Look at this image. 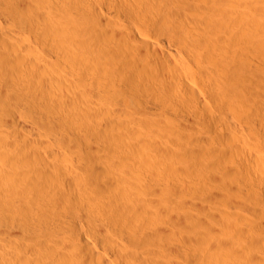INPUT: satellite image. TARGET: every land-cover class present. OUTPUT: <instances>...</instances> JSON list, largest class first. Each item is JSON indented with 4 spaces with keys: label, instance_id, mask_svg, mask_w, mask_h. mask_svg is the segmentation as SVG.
I'll use <instances>...</instances> for the list:
<instances>
[{
    "label": "bare ground",
    "instance_id": "bare-ground-1",
    "mask_svg": "<svg viewBox=\"0 0 264 264\" xmlns=\"http://www.w3.org/2000/svg\"><path fill=\"white\" fill-rule=\"evenodd\" d=\"M57 1V6H54L48 0H0V98L2 100L0 101L2 105L5 104L12 109L20 105L18 101L21 102L23 97L31 96L33 100L38 101L41 107V109L38 108L39 112L47 119L40 121L45 120L43 123L48 126L46 127L48 131H45L46 136L53 138L61 146L64 144L78 156H83L85 148H89L86 152L94 156V144L89 142L87 137L83 139L80 135L72 139L67 135L64 127L60 129L57 127L59 122L62 126L72 129L74 134L82 131V121L86 123L88 129H91L94 126L95 116V120H101L97 122L100 127L102 124V128L108 124L103 123L106 120L112 125L117 121L120 126H125V120L121 118L131 112L126 99V89H121L120 95L125 96V98L121 97L124 99H122L124 104H121L122 100L120 104L110 102L112 94L96 89L95 91L92 89L77 91V88L73 90L75 81L61 77L54 61L43 53L34 51L32 40L37 43L48 41L54 44L52 45L57 48L59 55L69 57L71 61L77 63L81 68L82 81L86 79L84 76L86 77L85 74H87L88 60L87 68L92 71L102 69L106 76H119L120 83L128 84L134 95H139L142 88L162 92L164 96L154 101L158 103L161 114H168V111H171L176 113L175 116L180 115L182 120L186 118L184 122L180 121L182 122L180 128L186 131L184 133L195 129L197 132V125H201L204 129L210 127L209 131H214L215 136L212 139L213 135H211L209 139L212 140H208L207 144H201L202 142L196 144L199 140L191 139L193 142L197 141L194 143L196 147H191L186 138L187 142L179 138L182 141L178 146L184 149V152L193 157L196 155L195 157L203 158V162H206L205 164L201 162L199 170H197L198 167L195 168L197 171L195 177L188 181L186 176L188 177L192 172L190 174L186 171L189 174L186 175L175 171L171 165H166L165 162L171 156L167 157V155L176 151L168 148L162 150L161 148H164L162 141H157L156 138L153 143L149 142L151 143L149 145L157 154L148 152L144 158H137L139 148L131 144L129 148H126L128 157L125 158L126 152L123 151L124 159L131 163L130 170L115 175V172H110L112 169L109 168L108 172L113 174L106 172L107 175H105L101 171L104 168L101 162L103 164L101 170V166H97V173L94 168H91L85 175L83 165L74 169H65L64 166L62 168L48 161L49 157L45 154L47 159H43L39 149L34 151L37 147H46L51 140L41 141L30 138L25 133L19 132L21 131L19 128L16 129L18 130L16 133L19 132L18 135L16 134L18 137H15L17 140L13 138L11 140L10 136L4 134L10 135L11 132L8 133L6 128V131L0 130V148H4L0 150V205L5 206L6 211L12 213L14 211L12 202L19 201L20 196H25V193L37 194L42 200L44 210H37L35 218L40 222V226L46 229L44 232L48 234V237L54 235V238L47 239L48 237H44L45 234L40 233L43 228L37 230L38 227L34 230V234L30 232L23 235L16 230L18 227L14 229L15 227H9L7 222L8 226L0 222V249L10 251L11 255L6 260H0V264H31L30 259H27L29 254L37 255V259H40L42 264H114V260L119 264H173L175 261L171 260L172 262L169 263L168 260L172 257L171 255L177 254V248L173 246L175 244L161 243L167 239L159 243V238L165 236V233L169 236L168 233L171 232L172 227L181 228L179 230L186 232L183 233L185 235L182 238L184 243L190 245L198 243L203 245L202 249H206L204 244L208 246V253L213 255L212 258H203L201 255L203 259L200 258L196 264H264V173L259 172V169L250 172L251 161L254 158L260 159L264 165V143L252 134L256 131V120L264 125V106L262 112L259 109L261 104L264 105V0H143L136 8L132 7L134 0ZM103 6L115 11L118 17L124 18L128 22L125 28L121 29L118 23L117 26L121 30H118L116 26V30L112 29L115 32L111 33V29L103 26L105 21H111L103 13ZM106 24L108 25V22ZM94 25L95 31L101 37L106 40L113 39L117 43L118 50L112 48V51L104 52L101 59L94 58V42L89 38L91 34H94ZM164 38L172 43L177 42V45H173V47L177 46L176 50L174 49L175 53L160 46L159 40ZM79 46L86 47L93 56L79 54L77 51ZM125 52L131 55V60H126ZM139 58L146 61L143 63L145 67L149 66L155 72L154 79L149 84L144 82L145 78V80L141 79L140 72L138 73L136 68L130 67V63ZM44 70L49 71V75L52 74L53 80L61 81L65 89L52 84L54 81L51 83L46 77L42 78L44 75L41 76L40 73ZM188 77L193 80H189ZM71 95H75L76 102L70 100ZM92 96L100 105V111L98 109L99 112L97 111L95 116L92 114L94 107L84 104L86 100L90 101ZM174 101L179 102L182 107L178 108L177 102ZM143 103L145 105L142 101L138 108H135L136 112L142 114L147 112L145 108L149 105L144 106ZM211 103L219 114L208 117L200 110ZM192 107L199 109L198 111L204 117L201 118L199 116L201 114H198L194 119L195 117L189 114L194 109H190ZM185 108L191 111L185 114ZM13 109L17 110V108ZM16 110L14 112L19 113ZM32 117L34 118V115ZM50 118L57 119L59 122L56 123L54 120L56 123L54 125ZM35 120V118L33 121L20 120L19 125L27 131L38 132L42 137L45 134L38 128L39 122ZM5 121H7L6 118ZM176 128L178 130V127ZM176 128H172L175 132L173 130L171 132L176 133ZM11 131L15 132V129ZM169 133L167 131V134ZM83 134L88 136L85 131ZM207 137L204 140L207 141ZM168 139L171 141V137ZM100 142L97 141V143ZM111 142H105L106 148L102 150L108 149L107 144ZM13 148L17 152L16 155H13L15 152L12 154L13 151H10ZM33 151L37 157L38 155L41 157L37 159L35 155H32ZM95 151L99 150L95 148ZM95 155L98 158L97 153ZM179 156L183 154L179 153ZM29 158H36L40 163L35 170L31 167L32 171L25 173L29 169L25 170L27 164H24L29 161ZM116 159L120 160L121 155ZM173 162L176 161L173 160ZM94 173H96L95 176ZM49 174L62 175L67 182L74 179L92 186L98 195L101 194L102 199L109 201L108 205L112 208H108L107 204L97 208L94 204V196H83L75 189L66 188V184L54 191L46 190V185L49 186L50 182ZM166 177L182 179L183 183L188 181L197 190L200 189L203 195H190L186 189L175 191ZM243 192H246V199L243 198ZM57 207L74 213L79 223L87 222L90 231L71 226L63 216L56 214ZM230 207H241L251 213V217L246 219L248 221L246 226L238 224L237 220L233 219L234 213L231 214L228 209ZM210 209L218 211L209 221L208 211H213ZM24 210L25 220L29 221L32 208L25 204ZM113 212L116 214L117 221L119 220L122 231L126 229L129 232L138 230L144 232L142 234L144 238L137 237V240L144 242H142L144 246H141L144 252L136 249L139 245L135 246L138 242L135 241L136 234L131 233L130 236L128 232L130 241L126 239L129 245L120 239L119 233L116 234L119 228L112 234ZM0 220L2 221V216ZM227 225L235 227L236 230L225 234L224 228ZM192 229L194 235H191ZM61 233L62 237L60 235L58 238V234ZM159 233H161L160 237ZM97 244L111 249L110 253L114 254L112 256L115 259L104 253L100 256ZM158 245L163 248L155 251L153 247ZM156 254L161 257L162 262L154 258ZM34 262L35 260L32 264L36 263Z\"/></svg>",
    "mask_w": 264,
    "mask_h": 264
},
{
    "label": "rangeland",
    "instance_id": "rangeland-1",
    "mask_svg": "<svg viewBox=\"0 0 264 264\" xmlns=\"http://www.w3.org/2000/svg\"><path fill=\"white\" fill-rule=\"evenodd\" d=\"M48 2H51L52 4H54V6H57V0H48ZM141 2H143V0H134L133 1V5H132V7H134V8H136L137 7V5L139 4V3H141ZM102 10H103V13L111 20V21H105V24H106V22H108V25L106 24H104L103 26H106V28L107 29H111V31H112V29H117V24L119 23V27L121 28V29H123V28H125V25H127L128 24V22L124 19V18H120V17H118V15H117V13L115 12V11H113V10H110L108 7H105V6H103L102 7ZM117 20H118V22H117ZM121 22V23H120ZM117 26V27H116ZM95 25H94V34H91L90 36H89V38L90 39H92V41L94 42V58H100L101 59V57H103V54H104V52H107V51H112V48H116V50H118V48L116 47V44L117 43H115V41L113 40V39H109V40H106V39H104L103 37H101L99 34H98V32L97 31H95ZM118 27V30L120 29ZM115 29V30H116ZM120 29V30H121ZM115 30L114 31H112L111 33H114L115 32ZM169 40V39H168ZM167 40V38L165 39H162V40H159V44H160V46L161 47H163V48H166V49H170V50H172L174 53H175V50H176V48H177V46H174L173 47V45H177V42H173L172 43V41H168ZM162 43H161V42ZM168 41V42H167ZM165 42V43H164ZM164 43V44H163ZM168 43H169V45H168ZM49 44H51V45H49ZM53 43H51V42H49L48 43V41H40L39 43H37V41H35V40H32V45H33V47L36 49H34V51L36 52V53H43L47 58H49V59H51L52 61H54V63H55V65H56V67H57V71H58V73L61 75V77L63 76V78H65V77H67V78H65V79H67L68 80V78H70V81H71V79H72V81H75V82H73V83H75V85H74V88H73V90H75V88H77L76 90L77 91H80V89L82 90V91H88V90H90V89H92L93 91H95L94 89H96V90H98V91H101V92H103V93H107V94H112V95H110V102H114V103H119L120 104V101L123 99V98H125V96L123 97V96H120L121 95V93H122V90L121 89H126V99L128 100L127 102H128V104L130 105H128V107L130 108V110L129 111H131L130 112V114H128V115H125V116H122V118H121V120H125L124 121V123H126L125 124V126H126V128H125V126H120L119 124H118V122L116 123H114L113 125H112V123L111 122H109L108 120H106V121H104L103 122V120H102V122L105 124V122L106 123H108V124H106V125H104L105 126V128H104V126H103V128H102V124H101V127H100V124L98 125V122H101V120H95L96 119V116L95 115H97L96 113H98L99 111H100V105L98 104V100H96L93 96L91 97V100L89 101V100H86V103H84L85 105H88L89 106V104H90V106L91 107H94V108H92V110L94 111H92V114L95 116L94 117V126L91 128V129H88L87 128V126H86V123H84L83 121L81 122V127H82V131H80L79 133H77V134H74V132H72L73 130L72 129H70L69 127H67V126H62L61 125V122H59L57 119H54V118H50V121H52L51 123L52 124H56L57 122H59V124H58V128L60 129V128H62V127H64L65 128V130H66V133H68L67 135L69 136V137H71L72 139H73V137H79V135H80V137L81 138H85V137H87V139H89L90 141L89 142H91V143H93L94 144V156L93 155H91L90 153H87L86 152V150L88 151V149L89 148H85L83 151H85V153L83 152V156H78L75 152V154L72 152V151H70L68 148H67V146H65L64 144H62L63 146H61L59 143H57L53 138V140H54V142H53V140L51 139V138H49V137H47L46 136V134H45V131H48L47 129H46V127H48V126H46L43 122L45 121V120H47L44 116H43V114L42 113H40L39 112V109L38 108H40L41 109V107L39 106V103H38V101H36V100H33L32 99V97L31 96H26V97H23L21 100L23 101H18L19 103H20V105L18 104V105H16L15 107H13V108H17V110L19 111V113H17V112H14L16 109H11L9 106H7V105H5V104H3L2 105V100H1V98H0V124H2V125H0V130H4L5 128L7 129V132L8 133H10V135L9 134H7V133H4L5 135H7V136H10V139L11 138H13V140H17V138H15V137H18V136H16V134L18 135V133L19 132H21V133H25L26 134V136H28V137H30V138H33V139H37V140H51V142H49L50 144L49 145H47V146H49V147H37V148H35L34 149V151H36V150H38L39 149V151H41L42 152V154H41V156H43L42 158L44 159H47L45 156H47V157H49L47 160L48 161H50V162H53V163H56L58 166H60V167H62L63 168V166L65 167V169H74V168H77L79 165H83L84 166V169L85 170H83V172L85 173V175H87V171L88 172H90V169L91 168H94V171L97 173V170L96 169H98V167H100V170L102 169V166H103V164H104V168L101 170L105 175H107V174H109L110 172H115L114 174L115 175H119V174H122V173H124V171L126 170V171H128V170H130V167H131V163L129 162V161H127V160H125L124 159V156H125V153L124 152H128V149H126V148H129V144H131V145H134L135 147L136 146H138V152H139V154H138V156H137V158H144L145 156H146V153H152V154H157L156 152H155V150L152 148V147H150V145L149 144H151V143H153V141H154V139L155 140H157V141H162V147H164V148H161L162 150L164 149H166V148H168L169 150H171V151H176V152H172V154H169V155H167V157H169L170 155V163H168V161H164L165 162V164L167 165H171L172 166V168L175 170V171H178V172H183V174L185 173L186 175L188 174V173H186V171H188L189 173L190 172H192V174L191 175H189L188 177L186 176V178H188V179H186V180H190L192 177H195L194 175H195V173L197 172V171H195L196 169L195 168H197L198 167V169L197 170H199V168H201V166L200 165H202V163L201 162H203L204 160H203V158H198V157H193V155H190L189 153V155L186 153V152H184L185 150L183 149L182 150V148L180 147V146H178L179 145V143L182 141V139H183V141H186L187 142V140H188V142H190V146L191 147H196V146H194L195 144V142H197L198 140V142L196 143V144H200V142H202L201 144H207V142H209L208 140H212L213 139V137L215 136V133H213L212 131L210 132L209 130H211V128L209 127V129H204V126H201V125H197V127L196 128H198V131L196 132V130L197 129H195L194 131L193 130H189L187 133H184V132H186V131H183L180 127H181V123L182 122H184L185 121V119L183 118V120H182V117L179 115H177V116H175L176 115V113H172L171 111H168V114H164V113H162L161 114V112H160V110H159V107L157 106L158 105V103H156L155 101H154V99H156V98H160L161 96H164V94L162 93V92H160V91H152L151 89H146L145 90V88L143 89H141L140 90V93H138L139 95H134L132 92H131V88H130V86H128V84H122V83H120V77L119 76H117V75H105V73H104V71L102 70V69H100V70H94V71H92V70H90L89 68H87V67H89V61L87 60V62H86V64H87V67H86V69H87V74H85L86 75V77L84 76V79L85 80H83L82 81V79H81V68L77 65V63L75 64L73 61H71L70 60V58L69 57H64V55H62V54H60L59 55V52H57L56 51V49L57 48H55V46H53L52 45ZM171 45V46H170ZM167 46H169V47H167ZM55 48V49H54ZM79 49V50H78ZM175 49V50H174ZM40 51V52H37V51ZM77 51L79 52V54H85V55H88V54H90V55H92L91 53H90V51L85 47H82L81 48V46H79L78 48H77ZM58 54V55H57ZM176 56H178L177 54H175ZM93 56V55H92ZM124 57L126 58V60H131L132 59V57H131V55L129 54V53H127V52H125L124 53ZM146 61L145 60H142L141 58H139V59H134V61L132 62V63H130L131 65H130V67L131 68H136L137 69V72L139 73V76H141V79L143 80L144 78L146 79H144L145 81V83L146 84H149V83H151L152 81L151 80H153L154 79V76H155V72L151 69V67H145V64L143 65V63H145ZM63 67H64V69H66V70H64L63 69ZM141 69V70H140ZM147 69V70H146ZM97 71V72H96ZM49 72V71H48ZM46 70H44V71H42V73H40L41 74V76L42 75H44L42 78H44V77H46V79L47 80H49L51 83H52V81H54L52 84H54V85H57V86H59V87H62V88H64L65 89V86L63 85V83L61 82V81H59V80H56V79H54L53 80V76H51V75H49V73H48ZM141 74V75H140ZM46 75V76H45ZM64 75H66V76H64ZM115 76V77H114ZM142 76H143V78H142ZM78 77V78H77ZM76 78V79H75ZM189 78V80H193L191 77H188ZM77 79H79V81L77 80ZM38 80V79H37ZM56 80V81H55ZM82 82H81V81ZM36 82V81H35ZM61 82V83H60ZM80 82V83H79ZM38 83V82H37ZM77 84V85H76ZM63 85V86H62ZM86 85V86H85ZM88 85V86H87ZM85 86V87H84ZM91 86V87H90ZM83 87V88H82ZM88 87V88H87ZM200 87H201V85H200ZM87 88V89H86ZM72 90V91H73ZM115 90H116V93H114L115 92ZM119 92V93H118ZM75 95H71L70 97V100H72V102H76V97H74ZM119 97H120V99H119ZM121 97H123V98H121ZM75 98V99H74ZM26 99V100H25ZM117 99L119 100V101H117ZM124 100V99H123ZM121 101V104H124V101ZM145 102V105H144V103H143V105L144 106H146V105H149V107L148 106H146V111L147 112H145V114H142V113H140V112H136V110H135V108H138L137 106H139V104H141V102ZM82 102H84V101H82ZM174 102H177V101H174ZM33 103H34V105H33ZM36 103V104H35ZM33 105V106H30V105ZM37 104H38V107H37ZM177 106H178V108L179 107H182L181 106V104L179 103V102H177ZM155 105V106H154ZM18 106H19V108H18ZM28 106V107H27ZM210 106V107H209ZM263 106L264 105H260L259 106V109H260V112H262V110L264 109L263 108ZM32 107V108H31ZM209 107V108H208ZM36 108V109H35ZM194 107H192V108H190V109H193ZM263 108V109H262ZM98 109H99V111H98ZM149 109V110H148ZM183 109V108H182ZM186 109V108H185ZM184 109V113L185 114H187V112H190L191 110L189 109V111L186 109L185 110ZM196 108H194L193 110L194 111H198L199 109H196ZM205 109V110H204ZM8 110H9V113H8ZM16 110V111H17ZM192 110V111H193ZM23 112V113H21V112ZM96 111V112H95ZM98 111V112H97ZM190 112L189 114H191L193 117H195L194 119H196L197 118V116H198V114H201L199 111V113L197 112V113H194V111L193 112ZM200 111H203L202 113L203 114H205L206 116H208V117H213L214 115H218L219 114V111L213 106V104L211 103L210 105H208L207 107H205V108H203V109H201ZM170 113V114H169ZM20 114V115H19ZM38 114V115H37ZM174 114V115H173ZM10 115V116H9ZM34 115V118L39 122V125H38V128L43 132V134H45V135H43L42 137H40V135H39V133L38 132H31V131H27V130H25V129H22V127H21V125H19L20 124V120H28V121H33L34 120V118L32 117ZM41 116V117H38V116ZM161 115H163V116H161ZM37 116V117H36ZM42 116H43V118H42ZM175 116V117H174ZM201 118L202 117H204V116H202V114L201 115H199ZM10 117H12V118H10ZM31 117V118H30ZM100 117V116H99ZM4 118V119H3ZM5 118H6V120L8 121H5ZM9 118V119H8ZM33 118V119H32ZM100 118H102V116L100 117ZM179 118V119H178ZM30 119V120H29ZM43 119H45L44 121H42V122H40L41 120H43ZM4 120V121H3ZM12 120V121H11ZM35 120V121H36ZM54 120H56L55 122H54ZM188 120V119H187ZM202 120V119H201ZM203 120H204V118H203ZM27 121V122H28ZM98 121V122H97ZM162 121H164V122H162ZM180 121H182V122H180ZM3 122H4V124H3ZM10 122H12V124L10 123ZM129 122V123H128ZM18 123V124H17ZM41 123H42V126H41ZM64 122L62 121V124H63ZM83 123V124H82ZM110 123V124H109ZM255 123H257L256 125H255V132H253L252 134L254 135V137L256 138V139H259V141H263L262 143H264V125H262L261 123H259L257 120H256V122ZM11 126H10V125ZM180 124V125H179ZM6 125H7V127H6ZM17 125H19V126H17ZM64 125H65V123H64ZM109 125V126H108ZM178 125V126H177ZM43 126H44V128H43ZM61 126V127H60ZM84 126V127H83ZM200 126V127H199ZM123 127H124V129H123ZM176 127H178V130L179 131H182V133H179V131L177 130V128ZM19 128V130H21V131H19L18 133H16L18 130H16V129H18ZM64 128H63V130H64ZM174 128H176V133H174L175 131L173 130ZM199 128H201V129H199ZM205 128H208V127H205ZM6 129H5V131H6ZM13 129H15V132L13 131H11V130H13ZM163 129V130H162ZM168 129V130H167ZM171 129V130H170ZM2 130V131H3ZM62 130V129H61ZM68 130V131H67ZM160 130V131H159ZM163 132H162V131ZM164 130H166V131H164ZM174 131V132H171V131ZM4 131V132H5ZM84 131H85V133H87L88 134V136L90 137H88V136H84ZM156 131V132H155ZM167 131H168V133L169 132H171L172 133V135H171V133H169V134H167ZM177 131H178V133H177ZM194 133H193V132ZM209 131V132H208ZM90 134H89V133ZM159 132V133H158ZM164 132H166L165 133V135H164ZM202 132H204V134L202 133ZM252 132V131H251ZM15 135H14V134ZM31 133V134H30ZM157 133V134H156ZM162 135H161V134ZM213 133V134H212ZM256 133V134H255ZM11 134H13L14 135V137H12L13 135H11ZM29 134V135H28ZM33 134H35V135H33ZM152 134V135H151ZM179 134V135H178ZM184 134V135H183ZM193 134H197V135H193ZM210 134V135H209ZM259 136H258V135ZM37 135H39V136H37ZM76 135V136H75ZM159 135V136H158ZM187 135V136H186ZM190 135V136H189ZM193 135V136H192ZM211 135H213L212 137H211ZM153 136V137H152ZM157 136V137H156ZM162 136H165V137H163L162 138ZM178 136V137H177ZM181 136V137H180ZM185 136V137H184ZM197 136V137H196ZM199 136V137H198ZM208 136V137H207ZM260 136H262V137H260ZM36 137V138H35ZM107 137H109V138H107ZM171 137V141H169V139L168 138H170ZM188 137V138H187ZM206 137H207V141L206 140H204V139H206ZM212 138V139H209V138ZM41 138H43V139H41ZM49 138V139H48ZM101 138H103V139H101ZM162 140H161V139ZM179 138H182V139H179ZM187 140H186V139ZM19 139V138H18ZM175 140L174 142H173V140ZM193 139H198L197 141H195V142H193L192 140ZM202 139V140H201ZM263 139V140H262ZM12 140V139H11ZM163 140H164V142H163ZM168 140V141H167ZM93 141V142H92ZM97 141H101L100 143H97ZM103 141H105V142H110V141H112L111 143H108L107 144V148L108 149H105V150H102V148H106L105 146H104V144H106L105 142H103ZM167 141V142H166ZM203 141H205V142H203ZM20 142H22V141H20ZM118 142V143H117ZM149 142H151V143H149ZM170 142H171V144H170ZM177 142V143H176ZM57 143V144H56ZM174 143V144H173ZM170 144V145H169ZM38 146H39V144H37ZM36 145V146H37ZM41 145V144H40ZM112 145V146H111ZM118 145V146H117ZM128 147H127V146ZM149 147H148V146ZM172 145H174V146H172ZM177 145V146H176ZM83 146L85 147V145H84V143H83ZM126 146V147H125ZM151 146H153V145H151ZM170 146V147H169ZM176 146V147H175ZM58 147V148H57ZM110 147V148H109ZM142 147H143V149H142ZM149 148L148 150H147V148ZM180 147V148H179ZM44 148H46L47 150H48V152H47V150L46 149H44ZM63 148V149H62ZM95 148L97 149V150H99V151H95ZM112 148H114V149H112ZM120 150H119V149ZM144 148H145V150H144ZM152 148V149H151ZM172 148H174V149H172ZM41 149V150H40ZM44 149V150H43ZM117 149H118V151H117ZM125 149V150H124ZM180 149H181V151H180ZM0 150H4V148H0ZM59 150V151H58ZM10 151H13V152H11L13 155H16L17 154V152H16V150H14V148H13V150L12 149H10ZM34 151H33V153H34ZM49 151H50V154H49ZM52 151V152H51ZM105 151H107V152H105ZM124 151V152H123ZM178 151V152H177ZM180 151V152H179ZM99 152V153H98ZM124 154H123V153ZM127 152H126V156H125V158L126 157H128L127 155ZM161 152V151H160ZM51 153H52V155H51ZM62 153V154H61ZM95 153H97V157L98 158H96V155H95ZM176 153H178V155H179V153H180V155L181 154H183V156H179L178 157V155L176 154ZM185 153L188 155V157H187V155L184 157V155H185ZM191 153V152H190ZM44 154H45V156H44ZM59 154V155H58ZM114 154H116V155H114ZM163 153L161 152V155H162ZM174 154H175V156H174ZM258 155L260 154L259 152L257 153ZM32 155H35V153L34 154H32ZM120 155H121V159L120 160H118V159H116V158H118V157H120ZM124 155V156H123ZM177 155V156H176ZM36 156V158L37 159H39V157H41V156H39L38 155V157H37V154L35 155ZM118 156V157H117ZM130 156V155H129ZM163 156H164V154H163ZM173 156V157H172ZM190 156V157H189ZM82 157V158H81ZM100 157H101V159H102V161H101V159H100ZM103 157V158H102ZM114 157V158H113ZM166 157V158H167ZM176 157H178V158H176ZM31 159V158H29L28 160V162H26L24 165H26L27 164V166H25L26 167V169L25 170H28V171H25V173L27 172V173H30V170L32 171V168H34L33 170H35V168H36V166H38L39 164L38 163H40V161L39 160H37V159ZM42 158H40V160L42 159ZM174 158V159H173ZM176 158V159H175ZM97 159H99V160H97ZM168 159V158H167ZM205 159V158H204ZM118 160V163L116 162ZM122 160V161H121ZM173 160H175L176 162H173L172 163V161ZM39 161V162H38ZM121 161V162H120ZM98 162L101 164H98ZM101 162H103V164L101 163ZM119 162L122 164H119ZM206 162H203V164H205ZM61 164V165H60ZM125 164V165H124ZM176 164V165H175ZM253 164V165H252ZM30 165V166H29ZM126 167H124V166ZM33 166H35V167H33ZM98 166V167H97ZM120 166V167H119ZM122 166V167H121ZM200 166V167H199ZM252 166H256L255 168L253 167L252 168ZM29 167V168H28ZM32 167V168H31ZM67 167V168H66ZM112 167H114V168H112ZM129 167V168H128ZM180 167V168H179ZM31 168V169H30ZM112 169V171H110V169ZM252 168V169H251ZM86 169H88V170H86ZM178 169V170H177ZM185 169V170H184ZM255 169V170H254ZM256 169L259 171V172H262V173H264V165L260 162V159L258 160L257 158H254V160H252L251 161V165H250V172L251 171H256ZM182 170H184V171H182ZM190 170V171H189ZM108 171H110V172H108ZM123 171V172H122ZM194 171V172H193ZM106 172H108L107 174H106ZM116 172H118V173H116ZM96 173H94V176L96 175ZM113 173H110V174H113ZM54 174V173H53ZM53 174H49L50 175V182H49V186H47L46 185V190H49V191H54L55 189H58L60 186H63V185H65L66 184V188H72V189H75L76 191H78V193L80 194H82L83 196H88V197H92V196H94V204H95V206L97 207V208H100L102 205H104V204H107L108 205V203H109V201L107 200V199H102V196H101V194H97L98 192H96V190L92 187V186H87V185H85V184H83V183H81V182H79V181H77V180H70L69 182H67L66 180H65V178L62 176V175H53ZM167 178V177H166ZM168 179V178H167ZM169 181H170V184H171V186H172V188L175 190V191H181V190H184V189H186L188 192H190L189 194L190 195H194V196H198V195H203L202 193V191H200V189H196V187L194 186V185H192L191 183H189L188 181L187 182H185V183H183L182 181V179L180 180V179H168ZM185 180V181H186ZM209 181L210 182H213L211 179H209ZM199 193V194H198ZM33 194V195H32ZM32 194H29V193H25L24 195L25 196H20V200L19 201H14V202H12V204L14 205V211H12V213H11V211H6V209H5V206H1L0 205V216H2V221L0 220V222L2 223V224H5V225H7L6 224V222L8 223V225H9V227L11 226V227H15L14 229H16L17 227H18V229H16V230H18L21 234H25V235H27V233L29 234L30 232L32 233V234H34V230L35 229H37L36 227H38V229L37 230H40L39 228H43L42 226H40V222L39 221H37V219L35 218V216H36V212H37V210H40V211H43L44 209H43V207H42V200L40 199V197L37 195V194H34V193H32ZM243 194H244V199H246V196H245V194H246V192H243ZM26 195H27V198H25L26 197ZM33 199V202H32V199ZM34 199H36V200H34ZM36 201V202H35ZM7 203H9L8 201H7ZM25 204L27 205V206H29L30 208H32V212H30V214H29V216H30V219H28L29 221H27V220H25V214H24V209H25ZM40 205V206H39ZM37 206H39V207H37ZM16 207V208H15ZM24 208V209H23ZM108 208H112V206H110V205H108ZM229 209V211L231 212V214H233L234 213V215H233V219L235 218L236 220H237V222H238V224L240 223V224H242V226H244V224H245V226L248 224V221H246V219L248 220V218L249 217H251V213H249L247 210H245L244 208H241V207H230V208H228ZM227 209V210H228ZM231 209V210H230ZM15 210H16V212H15ZM56 210V214L57 215H60V216H63V218L64 219H66L67 220V222L71 225V226H73V227H82V228H84V229H86V230H88V231H90V228H89V225H88V223L87 222H85V221H83V222H80L79 223V221H76V219H75V215H74V213H72V212H67V211H63V209H61V208H56L55 209ZM210 210H213L212 212L211 211H208L209 213H208V216H209V221L210 220H212V218H211V216H213V214L214 213H217V211L215 210V209H210ZM14 212V213H13ZM49 212V211H48ZM237 212V213H236ZM211 213H212V215H211ZM240 213V214H239ZM244 214V215H243ZM218 215V214H217ZM240 215H241V217H240ZM14 216V217H13ZM237 216H239V217H237ZM5 219V220H4ZM4 220V221H3ZM240 220V221H239ZM25 221V222H24ZM5 222V223H4ZM28 222V223H27ZM245 222H247V223H245ZM24 223H27V224H25L24 225ZM87 223V224H86ZM111 229H112V234L113 233H115V229L117 230L118 228L120 229V231H119V229L116 231V234H118V235H120V239L125 243V244H127V245H129V241H130V237H128L129 235L131 236V233H134V234H136V240L135 241H138L137 242V244H135V246H137L138 244V246H137V250L139 249L140 250V252L142 251V252H144V248H142L144 245H143V241L141 240H137V237L139 236V238L140 239H142V238H144V236L142 235L144 232H140V231H142V230H138V231H127L126 229H124L123 231H122V229H121V225H120V223H119V220L117 221V219H116V214H115V212H113L112 213V217H111ZM214 224H217L216 222H214ZM7 225V226H8ZM13 225H15V226H13ZM24 225V226H23ZM83 225V226H82ZM87 225H88V227H87ZM85 226V227H84ZM113 226V227H112ZM88 228V229H87ZM44 229V230H43ZM43 229H41L42 231H40V233L42 234V235H44L45 234V238H47L48 237V234L47 233H45L46 232V229L45 228H43ZM175 229V230H174ZM179 229H181V228H177V227H172V230H171V232H172V234H171V232H169L168 233V235L170 236V235H172V236H170V237H172V238H170L169 236H167V233H165V236L163 237V236H161V233H159L160 235H159V237L161 236L162 238H159V243L161 242V241H163V239L165 240V239H167V240H165L164 242H161V243H164V244H169V245H172V244H175V245H173V246H175L176 248H177V254H174V255H171L172 257H170V258H172V259H170L169 258V260H168V262L169 263H171L172 261H175L174 263L175 264H196V262L198 261V260H200V258H202V256H203V258L204 257H209V258H212V254H210V252L208 253V251H209V248H208V246L206 245V244H204V246H206L205 248L207 249H202V247H203V245H201V244H195V245H190L189 243H184V239L182 240V238H183V236L185 235H183V233H186V232H183L184 230H179ZM27 230V231H26ZM114 230V231H113ZM236 230V228L235 227H231V226H229V225H227L225 228H224V233L225 234H230V233H233L234 231ZM23 231V232H22ZM24 231H26V232H24ZM45 231V232H44ZM127 231V232H126ZM120 232H121V234H120ZM123 232H125V233H123ZM130 234H129V233ZM190 232H192V234L190 233ZM189 232V234H191V235H194L193 234V229L191 230ZM122 233H123V235H122ZM129 234V235H128ZM139 234V235H138ZM163 234V233H162ZM60 235H61V237H62V233L61 234H58V238H60ZM145 235V234H144ZM51 236H53V237H51ZM49 235V237L47 238V239H52V238H54V235ZM123 238H122V237ZM129 240H127V239ZM170 240V241H169ZM128 241V242H127ZM140 241V242H139ZM166 241H168V242H166ZM174 243H173V242ZM97 242V241H96ZM95 242V243H96ZM143 242V243H142ZM186 242V241H185ZM160 243V244H161ZM184 243V244H183ZM98 245V244H97ZM187 247H186V246ZM199 245H201V246H199ZM142 246V247H141ZM162 246V245H161ZM178 246V247H177ZM140 247H141V249H140ZM191 247H193V248H191ZM198 247V248H197ZM101 248H103V249H101ZM154 248V250L155 251H157V250H162V248L158 245V246H154L153 247ZM158 248V249H157ZM196 250H195V249ZM201 248V249H200ZM204 248V247H203ZM198 249H199V251H198ZM98 252H100V253H98L100 256L102 255V253H104V254H107V255H109V256H111V258L112 259H115L114 258V256H112V255H114V254H112L111 255V253H110V250L109 249H107L106 248V246H105V248H104V246H101V245H98ZM104 250V251H103ZM138 250V251H139ZM203 250H204V252L205 251H207V253L205 252V254H204V252H203ZM8 252V254H7V252ZM146 251H147V249H146ZM112 252V251H111ZM176 253V252H175ZM0 254H1V258H0V260L2 261L3 259H7V258H10L11 257V255H10V251H8V250H6V249H0ZM6 254H7V256H6ZM149 255V254H148ZM147 255V256H148ZM202 255V256H201ZM206 255H208V256H206ZM4 256V257H3ZM29 257H27V259L29 260V261H31V262H29V263H33V261L35 260V264H38L39 262L41 263V260L40 259H37L38 258V256L36 255L35 256V254H29L28 255ZM32 257V258H31ZM150 257V256H149ZM154 258H157L156 260H161V257H159L157 254L155 255V257ZM202 258V259H203ZM165 259V258H164ZM167 259V258H166ZM165 259V260H166ZM231 259H233L232 257H231ZM33 260V261H32ZM40 260V261H39ZM172 260V261H171ZM38 261V262H37ZM160 262H162V261H160ZM118 262L117 261H115L114 260V264H117ZM173 263V264H174ZM42 264V263H41ZM119 264V263H118Z\"/></svg>",
    "mask_w": 264,
    "mask_h": 264
}]
</instances>
